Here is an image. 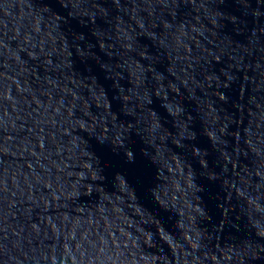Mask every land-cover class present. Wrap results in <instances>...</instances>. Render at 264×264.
<instances>
[{
	"label": "water",
	"instance_id": "water-1",
	"mask_svg": "<svg viewBox=\"0 0 264 264\" xmlns=\"http://www.w3.org/2000/svg\"><path fill=\"white\" fill-rule=\"evenodd\" d=\"M0 264H264V0H0Z\"/></svg>",
	"mask_w": 264,
	"mask_h": 264
}]
</instances>
